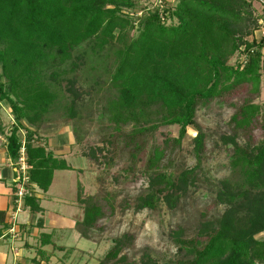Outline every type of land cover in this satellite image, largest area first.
Wrapping results in <instances>:
<instances>
[{
	"label": "trees",
	"instance_id": "16d2710c",
	"mask_svg": "<svg viewBox=\"0 0 264 264\" xmlns=\"http://www.w3.org/2000/svg\"><path fill=\"white\" fill-rule=\"evenodd\" d=\"M136 4L0 0V78L6 79H0V100L10 106L17 122L6 136L8 155L15 163L25 143L27 183L44 192L57 170H73L22 120L40 125L59 98L46 76L71 60L77 47L94 38L101 50L120 44L111 77L118 94L105 107L111 116L103 141L135 167L150 136L163 125L180 126L178 137L152 145L141 170L149 182L133 197L135 209L158 211L161 200L166 202L176 218L170 230L177 250L172 264H264V236L258 237L264 233V105L256 102L264 83V35L250 39L264 19V9L259 12L251 0H164L136 17L124 11ZM136 26L139 33L128 42ZM237 53L242 61L230 64ZM213 103L233 112L220 140L197 121L200 108ZM190 125L198 131L196 163L176 179L171 169ZM215 150L225 154V168L241 173L238 179H217V168L204 167ZM94 157L90 153L89 158ZM78 202L84 209L78 230L92 239L90 230L105 228V219L115 215L113 194L105 190L83 198L79 192ZM25 206L32 214L43 211L35 190L26 196ZM129 206L128 199L122 208ZM43 221L40 218L39 224ZM0 224L9 227L5 210H0ZM43 237L42 245L51 242L50 234ZM137 238L132 231L115 236L96 264H148L151 250L141 249Z\"/></svg>",
	"mask_w": 264,
	"mask_h": 264
},
{
	"label": "rangeland",
	"instance_id": "374dc122",
	"mask_svg": "<svg viewBox=\"0 0 264 264\" xmlns=\"http://www.w3.org/2000/svg\"><path fill=\"white\" fill-rule=\"evenodd\" d=\"M155 1L137 0L135 8H124V11H128L132 17H136L145 8L155 5ZM262 31H264V26L260 22V27L253 36H250V39H261ZM138 33L139 29L136 26L129 32L128 42ZM120 47V44H116L101 50L97 38L77 47L71 60L54 68L55 71L50 70L46 76L59 98L40 125L34 127L26 120H22L23 124L29 126L30 129L36 128L42 141H45V136L58 133L72 139L73 150L69 153L68 158H72L71 161H74L76 167L75 172L71 174V180L74 185H78V193L80 192L83 198H89L99 192L103 194L105 190L113 194L115 215L112 219H105V228L90 230L92 239L84 237L77 229L78 234L75 235L73 242L63 241L62 238L66 237L65 235L59 241L57 240L59 244L65 245L66 249L57 258L59 261L65 259L68 264L98 263L113 246V238L126 231H132L137 235L136 243L141 249L151 250L153 258L147 261L148 264H172L171 262L176 257L177 250L170 237V230L176 224V218L166 202L161 200V208L158 211L146 208L136 210L133 197L149 182L148 177L141 170L146 164L152 145L155 142L161 143L169 136L178 137L180 126L177 124L163 125L153 136H150L148 147L140 154L136 168L131 166L130 161L122 159L121 151L109 146L106 141H103L105 137H101L111 116L105 107L117 99L118 92L111 83V77L118 64L115 52ZM242 59V54L237 53L230 58L229 63L235 65ZM0 79L6 81L4 77ZM256 102L264 105V83L261 96ZM232 113L231 109L213 103L200 108L197 121L206 133L213 136L214 139L220 140L221 136L227 133V123ZM0 116L3 124L2 134L6 137L11 134L17 122L12 109L3 100H0ZM155 121L156 118L149 125ZM20 133L24 137L27 131L23 128ZM197 133L194 126L188 127V133L182 142V149L176 164L171 169L176 179L184 170L193 167L196 163L193 149ZM90 153H93L98 159L89 158ZM225 162V154L223 152L216 153L215 150L212 159L208 164L205 163L204 167L210 165L214 171L217 168L213 175L217 179L224 177L238 179L241 173L238 170L228 169L229 166L225 168ZM61 174L58 173L54 179L55 183L50 190L52 194L63 193L58 189L59 185L63 180L70 179V175ZM64 183H67L65 191H71V186L68 185L69 181L66 180ZM65 193L70 194L71 192ZM72 197L74 198V194ZM70 198L67 196V199ZM127 198L130 206L124 209L122 205L125 200H128ZM58 204L59 202L56 203V205ZM77 204H80L78 200ZM80 206L83 208L82 204ZM81 207L80 209H82ZM82 211L84 210L82 209ZM79 213L78 209L76 215L78 216ZM15 217L14 220H16ZM11 231L14 234L17 233L15 228ZM263 236L264 233L258 235V237ZM143 254L138 257L139 261ZM52 261L56 264L58 262L55 259Z\"/></svg>",
	"mask_w": 264,
	"mask_h": 264
},
{
	"label": "crops",
	"instance_id": "0c3cea01",
	"mask_svg": "<svg viewBox=\"0 0 264 264\" xmlns=\"http://www.w3.org/2000/svg\"><path fill=\"white\" fill-rule=\"evenodd\" d=\"M175 1V0H172ZM253 5L259 12L262 7L258 2ZM49 148L57 155L66 158L68 163L74 168L73 170H57L54 179L58 173L61 175H70L69 181L71 191H65L67 183H60L58 188L63 193L52 194V186L47 192H44L37 186L34 187L36 195L39 197L43 207L40 213L32 214L24 205L19 211L16 210L15 186L17 180V170L13 161L8 155L7 138L0 134V210L7 211L8 228L0 224V264H68L65 259L59 261L60 256L66 249L65 245L59 244L62 236L64 241H71L78 234L77 223L83 219L84 211L77 204L78 185H74L71 180V174L75 172L74 161L68 158L69 153L73 150L72 139L63 134L45 136ZM65 192H71L66 194ZM38 193V194H37ZM74 194V198L72 197ZM70 196V199H67ZM59 202L58 205L56 203ZM78 216L76 215L78 212ZM84 210V209H83ZM16 215V220L14 216ZM43 218L42 224L39 219ZM14 220V221H13ZM17 231L14 234L11 229ZM44 233L51 235V242L42 245ZM78 237H80L78 235ZM81 238V237H80Z\"/></svg>",
	"mask_w": 264,
	"mask_h": 264
},
{
	"label": "built area",
	"instance_id": "2783aa9c",
	"mask_svg": "<svg viewBox=\"0 0 264 264\" xmlns=\"http://www.w3.org/2000/svg\"><path fill=\"white\" fill-rule=\"evenodd\" d=\"M163 1L164 0H156L155 3L157 5H162ZM251 1L253 3L258 2L261 5L262 9H264V0H251ZM260 22L264 26V19H262ZM262 32L264 35V31ZM13 164L16 166L17 174H18V180H17L18 182L16 186L17 189L15 191V196H16V204H17L16 210L19 211L25 205L26 196L30 195V193L34 191V187H35V185H31L30 187L27 183L29 180V174H28L29 165H28L27 157H26L25 143L22 146L18 159Z\"/></svg>",
	"mask_w": 264,
	"mask_h": 264
}]
</instances>
